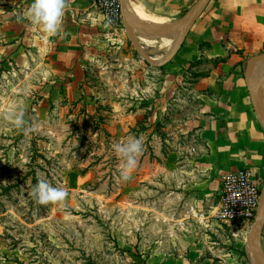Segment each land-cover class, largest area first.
Instances as JSON below:
<instances>
[{
  "label": "rangeland",
  "instance_id": "obj_1",
  "mask_svg": "<svg viewBox=\"0 0 264 264\" xmlns=\"http://www.w3.org/2000/svg\"><path fill=\"white\" fill-rule=\"evenodd\" d=\"M186 13L148 16L168 25L184 19V28ZM115 30L114 42L89 49L79 87L67 88L74 79L45 73L37 57L18 62L0 24V264H164L197 244H213L208 256L233 251L251 264L246 240L254 222L239 226L237 238L227 227L217 228V237L182 201L190 192L185 155L199 144L189 123L208 96L206 85H222L221 76L204 78L226 64L203 56L183 64L179 49L154 67L124 24ZM256 42L239 62L243 77L249 61L264 54V37ZM158 47L142 51L157 63L173 51ZM259 69L264 73V62L253 71ZM15 112H23V128L9 119ZM133 137L143 151L123 180L114 145ZM41 180L67 197L38 204L32 190Z\"/></svg>",
  "mask_w": 264,
  "mask_h": 264
},
{
  "label": "crops",
  "instance_id": "obj_2",
  "mask_svg": "<svg viewBox=\"0 0 264 264\" xmlns=\"http://www.w3.org/2000/svg\"><path fill=\"white\" fill-rule=\"evenodd\" d=\"M197 1L126 0V3L128 13L133 8L147 16L173 17L188 13ZM0 2V24L5 31L2 38L12 40L16 60L34 62L37 57L45 63V73L57 75L54 78L60 80L74 79L65 85L67 88L79 87L77 82L84 77L83 61L90 59L89 49L104 48L115 41L116 30L89 6L87 0H66L60 31L52 36L27 20L25 14L32 0ZM262 37L264 0H213L203 6L200 17L190 27L180 47V53L177 51L183 64L203 56L207 60L222 61L227 67V70H216L214 75L204 78L208 81L211 76L223 77L222 85H206L212 94L207 92L204 104L198 106L199 113L189 123L199 144L185 155L189 156L184 166L185 188L190 192L182 199L190 213H202L199 222L209 224L210 232L217 237L222 236L221 230L217 229L222 227L231 229L228 235L233 238L240 234L239 226L219 225L214 218L223 177L251 169L260 190L264 188V129L254 113L245 77L239 68V62L255 51L259 45L256 46V41ZM22 47L29 51L22 53ZM252 80L257 96V82ZM257 242L264 252V218ZM213 250V244H197L185 251L187 255L168 259L164 264H247L233 251L225 257L208 256L207 252Z\"/></svg>",
  "mask_w": 264,
  "mask_h": 264
},
{
  "label": "built area",
  "instance_id": "obj_3",
  "mask_svg": "<svg viewBox=\"0 0 264 264\" xmlns=\"http://www.w3.org/2000/svg\"><path fill=\"white\" fill-rule=\"evenodd\" d=\"M89 6L99 12L104 21L116 29L123 24L120 0H87ZM219 205L214 215L216 222L224 226H250L254 222L261 201V190L255 173L242 169L229 173L222 179Z\"/></svg>",
  "mask_w": 264,
  "mask_h": 264
},
{
  "label": "clouds",
  "instance_id": "obj_4",
  "mask_svg": "<svg viewBox=\"0 0 264 264\" xmlns=\"http://www.w3.org/2000/svg\"><path fill=\"white\" fill-rule=\"evenodd\" d=\"M65 8L66 0H32L25 16L31 24L39 26L52 36L60 31ZM9 119L16 128H23L25 124L23 112H15ZM114 150L123 161L120 178L128 180L137 166V157L143 151L142 142L139 138L133 137L125 143L115 144ZM32 196L38 204L47 205L62 202L67 197V192L41 180L33 188Z\"/></svg>",
  "mask_w": 264,
  "mask_h": 264
},
{
  "label": "water",
  "instance_id": "obj_5",
  "mask_svg": "<svg viewBox=\"0 0 264 264\" xmlns=\"http://www.w3.org/2000/svg\"><path fill=\"white\" fill-rule=\"evenodd\" d=\"M206 1L207 0H198L192 6L190 11H188V13L186 14V17H185V19L187 18V21H186L185 26L183 28L181 38L179 39L178 43L174 47L173 51L163 61H160L158 63L152 61L142 51V48L139 47L138 44H136L134 42V39L132 37V36H134L132 28L135 29L139 34H143V33H146L148 31L143 27L141 21H139L138 19L129 15V13L127 11L126 0H120V12H121V16H122V22L124 24V27H125L126 32L128 34V37H129L131 43L133 44L136 52L145 61H147L150 65H152L154 67H161V66L165 65L168 61H170L176 55L177 51L180 49L185 37L188 34L190 27L200 17V15L202 13L203 6H204ZM184 21L185 20L182 19L176 23H172L171 25H167V26L163 27L157 33H152V34L163 35L166 31L170 30L171 28L179 27L180 25H182L184 23ZM262 62H264V54L253 57L247 65L244 77H245L246 86H247V89H248V92L250 95V100H251V103H252V106L254 109V113H255L261 127L264 129V105L256 96L254 82L252 80V69L256 65H258ZM263 218H264V188L261 191V201L259 204V209L256 213L254 223L251 227V230H250L248 237H247V240H246V246L250 250L251 254H253L257 258L258 264H264V252H263L261 246L259 245V243L257 242V238H258V235L260 232V228H261Z\"/></svg>",
  "mask_w": 264,
  "mask_h": 264
},
{
  "label": "bare ground",
  "instance_id": "obj_6",
  "mask_svg": "<svg viewBox=\"0 0 264 264\" xmlns=\"http://www.w3.org/2000/svg\"><path fill=\"white\" fill-rule=\"evenodd\" d=\"M129 11H130L129 14L132 17L141 21L144 28L148 31L143 34H139V36L137 37L138 43L144 51H145V48L151 47V45H159L157 51L168 50L169 52H171L174 49V47L176 46V44L178 43L179 39L182 36V31H183L182 25L179 27L171 28L170 30L166 31L163 35L157 38H154V36H152L153 38H151L149 32L156 33L158 30L167 26L169 21L164 20V19L151 18L147 16L146 14H144L143 12H140L133 8H131ZM152 61L156 62L155 60H152ZM253 72L255 71H253L252 69V75H253ZM252 79H253V76H252ZM254 80L255 82H257L256 83L257 95L260 101L262 102V104L264 105V73H262V70L259 69L257 72H255ZM251 264H258V260L253 254H251Z\"/></svg>",
  "mask_w": 264,
  "mask_h": 264
}]
</instances>
